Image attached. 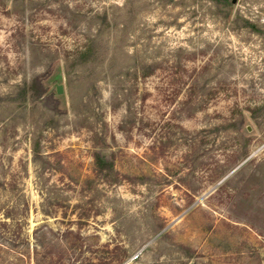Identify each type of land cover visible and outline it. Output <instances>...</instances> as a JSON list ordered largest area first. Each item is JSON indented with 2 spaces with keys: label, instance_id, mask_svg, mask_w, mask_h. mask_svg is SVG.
Here are the masks:
<instances>
[{
  "label": "rangeland",
  "instance_id": "rangeland-1",
  "mask_svg": "<svg viewBox=\"0 0 264 264\" xmlns=\"http://www.w3.org/2000/svg\"><path fill=\"white\" fill-rule=\"evenodd\" d=\"M233 1L0 0V264H264V0Z\"/></svg>",
  "mask_w": 264,
  "mask_h": 264
},
{
  "label": "water",
  "instance_id": "water-1",
  "mask_svg": "<svg viewBox=\"0 0 264 264\" xmlns=\"http://www.w3.org/2000/svg\"><path fill=\"white\" fill-rule=\"evenodd\" d=\"M233 2H235V0ZM56 91L58 94H63V92H64L63 85L56 84Z\"/></svg>",
  "mask_w": 264,
  "mask_h": 264
}]
</instances>
